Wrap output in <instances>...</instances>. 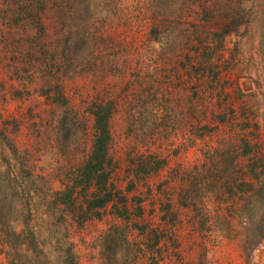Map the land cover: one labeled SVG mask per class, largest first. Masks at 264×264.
<instances>
[{
  "label": "rangeland",
  "instance_id": "374dc122",
  "mask_svg": "<svg viewBox=\"0 0 264 264\" xmlns=\"http://www.w3.org/2000/svg\"><path fill=\"white\" fill-rule=\"evenodd\" d=\"M226 3L237 29L220 41L222 26L204 17H227ZM261 5L0 0V128L8 135H0V216L17 233L19 216L29 217L46 239L38 258L30 251L19 260L0 231V264H57L58 192L71 190V174L90 155L86 108L96 98L116 101L112 181L133 214L124 221L108 208L98 218L78 192L83 222L66 224L81 264H264V203L242 205L241 218L238 197L225 202L264 160ZM60 91L67 106L55 101ZM156 161L164 166L148 175Z\"/></svg>",
  "mask_w": 264,
  "mask_h": 264
},
{
  "label": "trees",
  "instance_id": "16d2710c",
  "mask_svg": "<svg viewBox=\"0 0 264 264\" xmlns=\"http://www.w3.org/2000/svg\"><path fill=\"white\" fill-rule=\"evenodd\" d=\"M257 1L262 2L260 18L258 20L255 18V20L258 21V23L256 22V26L258 28V33L260 36L259 46L261 48H264V44H262L264 43V0ZM227 5L228 4L226 3V14L224 13V15L226 16L228 15ZM204 20L206 22L218 21V23H220V26H222V28H220V31L214 32V35L216 37H219L220 41L224 40L227 35L233 33L237 29V26H234L235 22L232 16H227L223 19L219 18L218 20L214 11L207 12ZM153 30H155L153 31V34H158L157 36H159L160 32L158 31L157 27H155ZM55 101L56 103H59L63 106L68 105V100L64 92L61 91L57 92ZM115 102L116 101L114 99L112 101L105 102L97 98L88 102L86 110L93 118L94 139L91 152L87 160L82 166L78 167V169L71 174L72 187H69L71 190L58 192V194L61 195L58 205L62 206V209L60 208V213L62 220L63 218L65 219V227H61L60 230L58 228L56 229L58 230L59 234L62 235L60 237H53L54 239H52L51 242L52 248L55 253H59L57 258H55L57 264H81L79 261V257L76 254V250L73 247L74 243L70 236L72 235V233L70 232V224H66V220L68 219H72L78 225L83 222V210H79L76 203L78 192H86V211L89 214H92L94 212V214L97 215L98 218H101L103 215L102 210L104 212V210L109 208L110 213H113V215L117 218L124 221L131 220V214H133V211L131 210L130 198L127 196L123 189L119 188L112 181L114 166L116 164L111 153L113 143L112 118L117 110ZM61 125H65V120H62ZM0 135L2 136V138L8 137L5 130H2L1 128ZM244 144L245 150L243 154L249 155V142H244ZM13 151L14 153L16 152L15 148L13 149ZM16 156L14 159L16 162H18V151ZM150 158L152 157L150 156ZM162 161L165 162L164 160ZM162 161H156V164L149 168L148 166H146V173L148 175L156 173L161 168V166H164L162 163H160ZM213 162H215V159ZM260 162L261 163L259 164L261 166H258L256 162L251 163L249 167L250 178H244L242 181L237 183V186L235 188L230 187L228 189L229 197L225 199V202L238 197V201L240 200L242 204L240 207V211H235L238 212L241 216L246 214V209L242 205H245L247 207H255L264 203V160H261ZM34 183L35 182H32V184ZM205 186L207 188L208 186H210V184H206ZM134 187L135 184H131L125 190L130 191L134 189ZM138 214L141 215V213ZM3 218L4 215L0 216V231L4 235L6 242L9 243L8 245H10L13 253L15 254V256L13 257L17 258V255L19 254L20 260V257H24L25 253L33 251L34 256H30L31 259L34 257L38 258V256L35 255V252H41L42 248L40 249V246L43 243H46V239L45 237L40 239L38 238L37 231H35L29 223L32 219L28 217L29 219L27 218L26 221L25 216H19V223L21 224L22 229H19V233H17L18 231L13 227L12 221L7 218L6 220H4ZM241 218H244V216H242ZM16 222H18V220ZM52 225L53 224H49L47 228V230L51 233L53 232V230H55V226ZM21 237L26 238L23 244L20 241ZM16 240H18L19 243H14ZM9 254L11 256V252H9ZM11 264L17 263L11 262ZM32 264H38V260H33Z\"/></svg>",
  "mask_w": 264,
  "mask_h": 264
}]
</instances>
